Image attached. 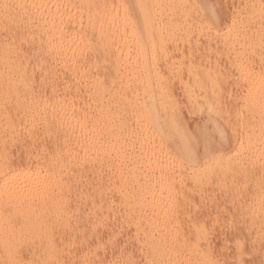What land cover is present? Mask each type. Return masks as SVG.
<instances>
[{
    "label": "bare ground",
    "instance_id": "6f19581e",
    "mask_svg": "<svg viewBox=\"0 0 264 264\" xmlns=\"http://www.w3.org/2000/svg\"><path fill=\"white\" fill-rule=\"evenodd\" d=\"M224 3L0 0V264L264 251V0Z\"/></svg>",
    "mask_w": 264,
    "mask_h": 264
},
{
    "label": "rangeland",
    "instance_id": "374dc122",
    "mask_svg": "<svg viewBox=\"0 0 264 264\" xmlns=\"http://www.w3.org/2000/svg\"><path fill=\"white\" fill-rule=\"evenodd\" d=\"M222 2H223V4H222V10H226V6H225V3H224V0H221ZM225 2H226V0H225ZM4 35L5 34H3L2 36L4 37ZM94 57V55L92 54L91 56H90V58H93ZM95 59H97L98 61H100V63L98 64V66H97V69L95 70V72H100L102 75H103V78L105 79V81L106 82H109V80L110 79H112V78H114V76H115V74L117 73V71H116V66H115V64L114 63H104L103 61H102V58L100 57V55H95ZM141 66V65H140ZM141 68V70H144L143 69V67H140ZM153 75H154V73H152V77H153ZM166 89V88H165ZM177 93H178V95H179V93L180 92H178V90H177ZM180 97V99L181 100H183L182 98H183V96H181V95H179ZM191 121V124H195V120H193V119H191L190 120ZM173 143V142H172ZM172 146H173V144H172ZM171 148V147H170ZM22 158V157H21ZM86 174V175H85ZM83 173L81 176H79L80 178H78L79 180H80V182H81V185H80V183H79V180L78 181H76V186L78 187L77 189H76V192L78 193H80V192H82V191H85V193H83L82 192V194H83V196L85 197V199L83 198V200H79V201H77V203L79 204L78 205V207H77V209H78V211H77V209H75L74 211L75 212H78V213H74L75 214V216L76 217H80V219H81V221L79 222V223H81V226H82V224H83V226L84 227H82V235L83 236H90V234H92V233H94L93 232V230L91 229V227H92V225H94V223H96L97 222V216L95 215V211L94 210H92V204H93V201L90 199L91 197H87V195H89V194H91V188H92V186H93V184H91V183H93V178H92V174H91V172H86V173ZM90 175V176H89ZM89 178H87V177ZM83 178V179H82ZM92 178V179H91ZM84 179H85V181H84ZM89 180V181H88ZM83 185V186H82ZM83 187V188H82ZM80 188H81V190H80ZM85 189V190H84ZM88 191V192H87ZM91 191V192H90ZM86 192H87V195H86ZM87 197V198H86ZM234 202H236V203H234ZM215 204V203H214ZM236 204H238V202L237 201H233V203L231 202L230 203V205H235L236 206ZM216 205V204H215ZM214 205V206H215ZM114 207H115V209H114V211L117 213V214H119V215H122V213L120 214L119 212H121V210H118V208H117V205L115 204L114 205ZM212 207V206H211ZM213 208V211L214 210H218L219 208H218V205H216V207H212ZM217 208V209H216ZM211 210V209H210ZM73 211V212H74ZM199 210H197V212H198ZM212 211V210H211ZM210 211V212H211ZM213 211L210 213V214H212L213 213ZM215 211V212H216ZM201 213H202V211H199V213L197 214V216L200 214V216L199 217H202V215H201ZM217 213H218V211H217ZM192 214V213H191ZM202 214H204V211H203V213ZM217 214L216 213H214L213 214V217H215ZM207 216V215H206ZM209 216V215H208ZM211 217H212V215H210ZM204 217H205V214H204ZM83 218V219H82ZM80 219H78V220H80ZM226 226V225H225ZM112 229L113 230V228L112 227H109V229ZM101 232H103V231H101ZM104 235H105V233L103 232V234L101 233V234H98V235H94L93 237L96 239V238H100V240H102V239H104ZM228 235V236H227ZM226 236L227 237H231V234L229 235V232H228V234H226ZM119 241V239L117 240V242ZM231 244V243H230ZM229 244V248L228 247H224L225 248V250H226V252H228L227 254H228V257L226 256L227 254L226 253H224L225 252V250H224V248L222 249V246H221V248L219 247V244H218V249H217V252L216 253H218L219 255H221V258L223 259V262H224V264H238V261L237 260H235L237 257H235L237 254H235V253H237V252H233L235 249H234V245L233 244H231L230 245ZM120 246H122V244H121V242H120V244H119ZM233 245V246H232ZM250 245V246H249ZM249 245H245V248H244V252H245V256H244V264H264V251H262V250H256V253H254L253 252V254L251 255V249H252V247H251V244H249ZM232 247V248H231ZM247 247V248H246ZM250 247H251V249H250ZM220 249V250H219ZM246 249V250H245ZM223 250V251H222ZM229 250V251H228ZM247 250H249L248 252H247ZM253 250V249H252ZM236 251V250H235ZM251 251V252H250ZM30 252V251H29ZM137 252H139V250L137 251ZM220 252H221V254H220ZM231 252V253H230ZM224 253V254H223ZM230 253V254H229ZM248 253V254H247ZM258 253V254H257ZM260 253V254H259ZM251 255V256H253V257H251V256H247V255ZM255 254H257V256L255 255ZM223 255V256H222ZM255 255V256H254ZM102 257H103V260L104 261H106L107 259H108V256H110V255H108V254H103V255H101ZM227 257V258H226ZM100 257H98V256H96V255H93L92 257H91V263H83V264H99V262H100V259H99ZM226 260H225V259ZM252 258H254V259H252ZM250 259V260H249ZM225 260V261H224ZM232 261V262H231ZM237 261V262H236ZM246 261H248V262H246ZM252 261V262H251ZM48 263L49 264H51L52 263V261H48ZM54 264V263H53Z\"/></svg>",
    "mask_w": 264,
    "mask_h": 264
}]
</instances>
